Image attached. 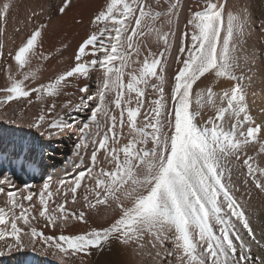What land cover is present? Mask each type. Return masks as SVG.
I'll list each match as a JSON object with an SVG mask.
<instances>
[{
  "label": "snow or ice",
  "instance_id": "1",
  "mask_svg": "<svg viewBox=\"0 0 264 264\" xmlns=\"http://www.w3.org/2000/svg\"><path fill=\"white\" fill-rule=\"evenodd\" d=\"M14 11L0 0V258L264 264L247 206L264 200V118L244 83L264 63V5L44 0L8 37ZM50 58L64 67L44 77Z\"/></svg>",
  "mask_w": 264,
  "mask_h": 264
},
{
  "label": "bare ground",
  "instance_id": "2",
  "mask_svg": "<svg viewBox=\"0 0 264 264\" xmlns=\"http://www.w3.org/2000/svg\"><path fill=\"white\" fill-rule=\"evenodd\" d=\"M44 0H17V4L19 6V11H14L8 21L7 25V32L6 35L8 37H11L14 35V29L16 27V24L13 22L12 17H16L17 20L23 18L25 15L26 9L30 6H35L38 3H42ZM245 2L251 3L257 10V13L259 12V9L262 5H264V0H245ZM53 28H55V23L53 25ZM84 29L82 28L79 31V35H83ZM79 35H74V41L79 39ZM58 38V34H55L53 32H50L49 35L46 37V43L45 48L51 47L53 44H55L56 40ZM16 42H19V35H16ZM9 47H11V43L8 44ZM71 50H69L68 53H65V57L69 55ZM59 58L57 60H53L50 58V61L45 62V67L43 69V76L44 77H51L53 72L56 69H60L64 67V64L62 62H58ZM174 67V66H173ZM171 74V69L169 70ZM4 83V77L0 75V86H2ZM244 83L247 86L248 90V104L249 108L252 111V113L258 118H264V63L257 64L254 68L251 69V71L245 70V80ZM93 90L95 89V84L92 85ZM13 104V107H15V103L11 102ZM62 103L61 99L57 100V104ZM39 104L34 101L33 105L29 107V110L27 112V115H31L32 113H37L39 111ZM9 116H11V110L9 109ZM7 127V125H4ZM25 132L28 131V129H24ZM62 147L59 151L55 153V160L47 161L49 165H54L55 168L49 167L48 171L49 173L53 172L55 169H59L62 164L63 160L66 156L70 155L71 152V140L68 138H65L63 141L60 142ZM255 151V149H250V154H252ZM22 175V179L27 181L28 183L33 185V190H37L36 186L42 183L41 180L37 179L35 181L30 180L27 175ZM55 178V177H54ZM245 200H248L247 197H245ZM248 208L250 212L253 213L252 219L255 224H259L264 222V200L256 197L253 195V197L248 200ZM43 222H41L42 224ZM86 226L83 224H76L75 229H84ZM109 261H125L126 264H131V262L128 260L127 257H119L117 255L112 256H100L98 254H94L91 257V264H108ZM58 264L55 257L48 255V256H42L32 253H25L24 255H17L15 257H3L0 258V264Z\"/></svg>",
  "mask_w": 264,
  "mask_h": 264
},
{
  "label": "rangeland",
  "instance_id": "3",
  "mask_svg": "<svg viewBox=\"0 0 264 264\" xmlns=\"http://www.w3.org/2000/svg\"><path fill=\"white\" fill-rule=\"evenodd\" d=\"M81 29H82V28L74 30V33H75L76 31H78V32H79Z\"/></svg>",
  "mask_w": 264,
  "mask_h": 264
}]
</instances>
